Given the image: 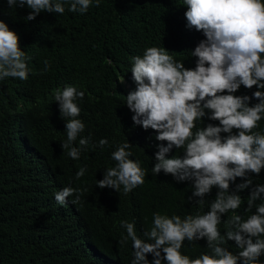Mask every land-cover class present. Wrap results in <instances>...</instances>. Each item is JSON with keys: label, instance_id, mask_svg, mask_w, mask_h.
I'll list each match as a JSON object with an SVG mask.
<instances>
[{"label": "trees", "instance_id": "obj_1", "mask_svg": "<svg viewBox=\"0 0 264 264\" xmlns=\"http://www.w3.org/2000/svg\"><path fill=\"white\" fill-rule=\"evenodd\" d=\"M31 11L26 4L10 9L7 0H0V21L18 34L22 50L31 56L27 80L0 81V264H131V241L119 243L126 236L120 221L135 222L142 236L153 224V213L202 215L218 191L213 187L199 205L191 181L177 182L163 171L153 174L158 146L167 142L157 141L155 130H144L132 121L134 113L126 106L127 95L136 89L132 57L142 56L148 47L165 48L194 69L197 58L191 51L206 37L186 27L184 0H100V6L93 4L86 14L69 12L66 6L63 15L41 12L27 21ZM45 60L50 68L41 74ZM66 85L85 92L78 118L86 128L80 135H91V144L98 145L102 138L109 142L104 149L89 145L78 160L61 147L67 139L66 120L55 92ZM257 90L242 85L234 95L251 96ZM258 102L253 98L249 106ZM209 123L219 125L206 116L197 127ZM258 123L254 131L264 134V118ZM78 140L74 146H79ZM125 142L132 145L130 159L147 169L145 183L128 194L97 187L104 171L116 164L112 152ZM177 155L182 157L183 149L174 147L167 158ZM85 166V175L76 180ZM251 179L252 187L264 184V169L258 176L251 174ZM243 182L244 178H236L230 189ZM68 186L86 191L78 204H72L71 197L62 206L54 194ZM250 193L251 187L239 192L241 207L222 220L254 214L255 208L245 211ZM218 229L223 235L228 225L221 223ZM226 246L234 254L239 251L234 241ZM181 251L194 259L209 251L207 240H185ZM147 259L152 264L153 255L147 254Z\"/></svg>", "mask_w": 264, "mask_h": 264}, {"label": "clouds", "instance_id": "obj_2", "mask_svg": "<svg viewBox=\"0 0 264 264\" xmlns=\"http://www.w3.org/2000/svg\"><path fill=\"white\" fill-rule=\"evenodd\" d=\"M7 4L10 9L26 4L32 10L26 20L33 21L41 12L63 15L66 6L69 12L86 14L93 4L99 7L100 0H7ZM184 4L186 27L206 37L191 51L197 58L195 68H186L165 48H146L142 56L132 57L136 89L127 95L126 106L134 113L136 126L155 130V139L167 142V146H158L154 175L163 171L177 182L191 181L199 205L205 203L213 187L218 191L209 211L202 215L181 218L153 213V224L142 236L137 234L135 222L120 221L126 236L119 243L131 241V264H149V253L153 255L152 264H260L264 254V184L252 187L251 174L258 176L264 169V134L254 131L264 118V0H184ZM29 60L31 56L22 50L18 34L0 21V81L9 77L27 80ZM43 64L41 74L50 68L48 60ZM242 85L259 90L251 96L234 95ZM84 96V91L72 85L55 92L61 117L66 120L67 139L61 147L73 160H78L89 145L104 149L109 144L104 138L98 145L91 144V135H80L86 128L78 118ZM253 98L259 102L249 106ZM206 116L219 121V125L197 127ZM234 129L238 130L236 134ZM77 140L78 147L74 146ZM174 147L183 149V156L167 158ZM131 148L129 142L117 146L111 154L116 164L104 171L97 187L116 192L122 189L128 194L145 183L147 169L141 167V161L130 159ZM86 171V166L81 167L75 179L80 180ZM238 177L245 182L231 190L230 184H235ZM250 187L245 211L252 213L255 208V213L246 219L233 214L223 221L225 214L241 207L238 193ZM83 191L86 189L64 187L54 199L63 206L74 197L70 202L78 204ZM221 223L228 225L223 235L218 229ZM205 238L207 253L194 259L182 254L185 240L192 243ZM229 241L235 242L237 253L229 251Z\"/></svg>", "mask_w": 264, "mask_h": 264}]
</instances>
